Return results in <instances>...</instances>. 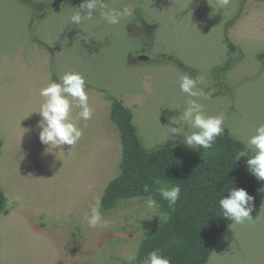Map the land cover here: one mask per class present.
Instances as JSON below:
<instances>
[{
	"label": "rangeland",
	"instance_id": "rangeland-1",
	"mask_svg": "<svg viewBox=\"0 0 264 264\" xmlns=\"http://www.w3.org/2000/svg\"><path fill=\"white\" fill-rule=\"evenodd\" d=\"M82 2L0 0V187L12 202L0 215V264H130L127 256L165 217L145 198H130L103 215L108 228L87 224L120 173L110 97L131 109L149 150L184 140L166 133L186 106L185 74L205 78L204 112L223 113L224 127L245 144L264 124V0H231L224 9L219 0H105L116 9L131 4L133 16L111 26L97 13L78 28L69 17ZM227 31L237 47L231 54ZM67 72L83 74L93 117L77 122L83 136L75 146L47 150L34 111L40 89ZM253 204V220L232 223L208 264H264V186Z\"/></svg>",
	"mask_w": 264,
	"mask_h": 264
},
{
	"label": "trees",
	"instance_id": "trees-1",
	"mask_svg": "<svg viewBox=\"0 0 264 264\" xmlns=\"http://www.w3.org/2000/svg\"><path fill=\"white\" fill-rule=\"evenodd\" d=\"M225 41L228 53H233L237 47L228 31ZM230 65L228 59L224 70ZM110 100V117L120 132L122 158L120 173L108 182L101 197L102 216L124 199L152 195L165 217L146 231L137 259L131 264H143L154 249H160L171 264H208L216 241L233 223L223 217L219 200L235 187L245 189L255 201L258 189L264 186V181L249 172L248 157L237 160L245 142L224 127L223 134L208 150L188 148L184 140L149 150L138 134L131 109L117 97ZM2 145L0 132V157ZM157 180L180 186V198L174 207L170 208L155 192ZM145 185L149 186L148 192ZM8 203L9 197L0 187V215L8 212Z\"/></svg>",
	"mask_w": 264,
	"mask_h": 264
},
{
	"label": "clouds",
	"instance_id": "clouds-1",
	"mask_svg": "<svg viewBox=\"0 0 264 264\" xmlns=\"http://www.w3.org/2000/svg\"><path fill=\"white\" fill-rule=\"evenodd\" d=\"M230 3L231 0H219V7L224 9ZM75 9L69 17V23L78 28L85 21H92L97 13L107 25L111 26L119 25L134 14L131 4L116 9L109 7L105 0H83ZM179 87L180 91L187 96L186 106L180 111L179 119L172 120V123L179 126L168 127L166 140H174L176 136H183L184 144L188 148L208 150L223 134L226 117L223 113L209 116L204 112V105L200 100L211 97V92L205 91L208 84L204 77L194 78L190 74H185L180 77ZM39 95L43 98V102L39 110L34 112L41 117L37 125L40 142L47 146V150L60 149L64 145L75 146L83 136V129L78 126L77 122L89 121L93 117V109L89 105L87 83L83 74L67 72L62 77H58V81L52 80L46 87L41 88ZM74 107L80 109L75 117L72 116ZM245 156L248 157L246 164L249 172L257 180L264 181V124H260L254 134L248 137L244 150L237 153V160ZM156 184L159 187L155 189V192L161 199L168 202L170 208L174 207L180 198V186H170L161 180H157ZM144 190L148 192L149 186L145 185ZM253 201L254 197L245 189L233 187L228 190V195L219 200V207L226 220L243 225L253 220L251 216L254 209ZM11 203L9 201V206ZM145 204L148 208L158 207V202L152 195L145 199ZM110 223L102 216L99 201H97L87 216L88 226L93 229L108 228ZM136 259L135 252L127 256L130 264ZM143 264H171V261L162 254L160 249H154L148 253Z\"/></svg>",
	"mask_w": 264,
	"mask_h": 264
}]
</instances>
